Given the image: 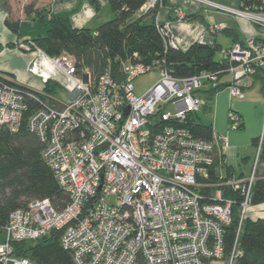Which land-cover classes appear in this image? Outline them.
I'll use <instances>...</instances> for the list:
<instances>
[{"label": "built area", "instance_id": "2783aa9c", "mask_svg": "<svg viewBox=\"0 0 264 264\" xmlns=\"http://www.w3.org/2000/svg\"><path fill=\"white\" fill-rule=\"evenodd\" d=\"M199 1L206 10L264 32V0L243 9ZM248 1L241 0L240 5ZM162 4L163 0H148L143 12ZM174 14L185 20L178 9ZM156 26L164 47L177 49L169 26ZM223 28L224 24L212 25L208 32ZM207 42L201 37L197 43ZM19 48L32 55L27 67L31 76L42 85L59 86L27 125L43 144L42 158L68 203L58 211L47 199L35 200L14 211L0 238V264H33L14 256L12 243L34 241L51 231H63L60 244L74 264L222 262L224 228L231 223L234 205L233 198L225 196L227 190L243 196L228 258V264H234L241 255L237 239L251 207L254 175L245 179L220 175L214 135L213 141L198 139L186 125L204 107L203 92L216 88L223 77L229 79L230 96L237 99L243 98L254 77L264 80V33L257 42L235 43L224 51L221 71L187 78L171 76L162 61L142 62L134 55V60L122 64L121 79L107 70L94 80L87 69L79 71L70 56L51 58L40 49ZM153 72L157 82L136 96L133 82ZM10 82L0 76V130L15 133L26 110L25 96H35ZM228 121L230 130L239 129L238 115L229 113ZM262 139L263 134L257 157ZM219 142L220 149L227 147L225 139Z\"/></svg>", "mask_w": 264, "mask_h": 264}, {"label": "trees", "instance_id": "16d2710c", "mask_svg": "<svg viewBox=\"0 0 264 264\" xmlns=\"http://www.w3.org/2000/svg\"><path fill=\"white\" fill-rule=\"evenodd\" d=\"M147 1L108 0L114 16L95 31L73 28L70 24V14L49 15L45 35L34 39L33 43L28 45L31 51L40 49L51 58L62 55L72 57L77 69H87L94 80L107 70L113 78L121 79L122 64L127 60H134V55L142 62L162 61L168 73L175 78L192 77L202 72H218L225 67L224 59H215L216 54L222 52V48L214 41L205 44L193 43L186 51L164 47L155 21L160 8L156 7L149 12L152 18L149 22L144 19L148 13L139 15L140 9ZM37 2L38 0H30L23 7L22 16L35 15L39 20H44L45 16H41L36 10ZM164 3L165 0L162 5ZM259 3V0H249L241 4L240 8ZM0 11L6 15L5 28L18 36L20 18L12 12L10 0H0ZM197 16L201 18L200 15H190L185 19ZM222 32L232 44L244 45L233 30ZM6 47L11 48L12 45L8 44ZM2 48L0 45V50ZM253 80L258 81L264 91L263 77L257 75ZM18 87L23 92H31L24 87ZM223 88H227V84L221 83L216 88L203 92V108ZM58 89L57 84L47 82L43 85L42 94L30 93L35 96L34 99L26 95V110L22 114L18 131L13 133L6 128L0 130V238L10 215L18 209H24L30 202L47 199L58 211L68 203V196L60 189L53 172L42 158L43 144L36 134L29 131L27 125L29 118L41 107V103L47 102L46 96L55 95ZM197 117L191 116L186 126L194 137L213 141L211 126L197 122ZM241 127L242 125L239 129ZM254 146L257 148L258 139L254 141ZM259 155L264 160V135ZM215 158L217 165L219 158ZM225 171L226 177L231 178L230 168H225ZM227 191L224 192L225 196L229 195L234 200L233 214L231 223L224 228L223 261L214 264H228L238 231L239 206L243 196L239 192ZM263 203L264 180H257L252 186L251 206ZM62 233L63 231H51L34 241L12 243L13 255L27 259L33 264H74L71 253L64 250L60 244ZM237 242L241 255L236 258L234 264H264V217L252 219L247 215L242 220Z\"/></svg>", "mask_w": 264, "mask_h": 264}, {"label": "crops", "instance_id": "0c3cea01", "mask_svg": "<svg viewBox=\"0 0 264 264\" xmlns=\"http://www.w3.org/2000/svg\"><path fill=\"white\" fill-rule=\"evenodd\" d=\"M210 3L229 7L240 8L241 0H205ZM30 0H10L12 12L20 18L19 35L12 34L4 26L5 13L0 11V75L11 82L24 87L34 93L43 90L41 81L27 72L31 61V53L19 48L20 45L28 46L33 40L45 35L47 30V18L49 15L70 14V24L75 29H89L95 31L101 24L113 18L108 0H38L36 10L44 20L32 15L22 16L23 7ZM144 7L139 11L143 12ZM178 9L186 17L200 15L192 19L178 20L174 10ZM149 14V12H147ZM145 21L152 18L149 14ZM158 25H168L174 34L178 49L186 51L193 43L203 37L207 41H214L218 45L220 36L226 37L222 31L233 30L244 43L261 39L263 33L258 28L250 26L243 20L233 19L221 12L207 9L201 6L199 0H165L164 5L158 9L155 17ZM224 24V28L209 34L208 29L212 25ZM236 28H232L230 25ZM227 38V37H226ZM230 43L232 42L227 38ZM11 44L8 48L6 45ZM222 53V52H221ZM229 79L223 77L222 84H227ZM258 81H250L248 88L243 90V98L237 99L230 96L229 91L223 88L217 92L207 106L197 114V122L211 126L216 145V157L219 163L216 165L218 172L226 176L225 168H230V174L234 178L245 179L252 173L255 181L264 180V160L256 155L254 141L264 135V95ZM235 113L241 119V129L232 131L229 128L228 114ZM225 139L227 147L220 149V140ZM225 166V167H224ZM252 219L264 217V203L253 206L248 215Z\"/></svg>", "mask_w": 264, "mask_h": 264}, {"label": "rangeland", "instance_id": "374dc122", "mask_svg": "<svg viewBox=\"0 0 264 264\" xmlns=\"http://www.w3.org/2000/svg\"><path fill=\"white\" fill-rule=\"evenodd\" d=\"M225 15V14H222ZM228 16V15H227ZM230 17V16H229ZM112 19V18H111ZM109 19V20H111ZM107 20V21H109ZM106 21V22H107ZM232 28H236L234 25H230ZM237 29V28H236ZM261 33H264L262 30H260ZM219 43L222 45V53L218 52L215 56V59L217 61L223 60L224 59V51H226L228 49V45L230 43V41L224 37L223 35L220 36L218 38ZM32 56V55H31ZM158 74L156 72L150 73V74H146L143 76H140L139 78H137L134 82H133V87H134V94L136 96H141L143 95L146 91H148L158 80ZM258 85H260L259 82H257ZM57 97L59 99H64V95H62L61 93H58ZM164 111H169L168 109H165ZM253 206H251L248 210L247 215H249L250 210L252 209Z\"/></svg>", "mask_w": 264, "mask_h": 264}]
</instances>
